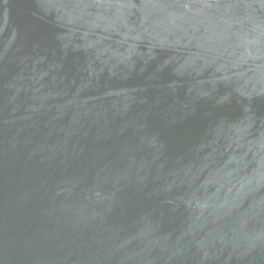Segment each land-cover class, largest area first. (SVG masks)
<instances>
[{"label":"water","instance_id":"obj_1","mask_svg":"<svg viewBox=\"0 0 264 264\" xmlns=\"http://www.w3.org/2000/svg\"><path fill=\"white\" fill-rule=\"evenodd\" d=\"M0 264H264V0H0Z\"/></svg>","mask_w":264,"mask_h":264}]
</instances>
